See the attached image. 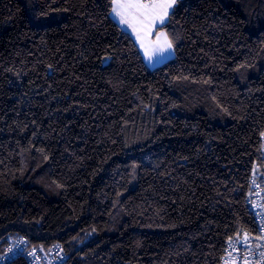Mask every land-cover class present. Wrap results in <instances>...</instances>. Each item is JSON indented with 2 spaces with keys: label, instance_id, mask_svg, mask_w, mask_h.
<instances>
[{
  "label": "trees",
  "instance_id": "trees-1",
  "mask_svg": "<svg viewBox=\"0 0 264 264\" xmlns=\"http://www.w3.org/2000/svg\"><path fill=\"white\" fill-rule=\"evenodd\" d=\"M173 12L152 69L111 0H0V239L65 264H222L256 234L264 0Z\"/></svg>",
  "mask_w": 264,
  "mask_h": 264
},
{
  "label": "built area",
  "instance_id": "built-area-1",
  "mask_svg": "<svg viewBox=\"0 0 264 264\" xmlns=\"http://www.w3.org/2000/svg\"><path fill=\"white\" fill-rule=\"evenodd\" d=\"M262 140V161L255 165L252 172L247 200L257 232L247 234V241L244 239L245 234L232 238L228 242L222 264H264V257L260 255L264 252V239H257L264 235V133ZM18 258L27 264H65L68 260L60 244L42 248L32 247L25 236L0 239V264H8Z\"/></svg>",
  "mask_w": 264,
  "mask_h": 264
},
{
  "label": "snow or ice",
  "instance_id": "snow-or-ice-1",
  "mask_svg": "<svg viewBox=\"0 0 264 264\" xmlns=\"http://www.w3.org/2000/svg\"><path fill=\"white\" fill-rule=\"evenodd\" d=\"M178 0H111V12L121 25L132 30L144 49L145 56L151 61L154 55H163L173 48V41L163 29L156 31L155 40L149 37L158 25H165ZM255 184V179L253 180ZM248 239L247 233L244 236ZM264 239V235L257 237ZM264 257V252L260 253Z\"/></svg>",
  "mask_w": 264,
  "mask_h": 264
},
{
  "label": "rangeland",
  "instance_id": "rangeland-1",
  "mask_svg": "<svg viewBox=\"0 0 264 264\" xmlns=\"http://www.w3.org/2000/svg\"><path fill=\"white\" fill-rule=\"evenodd\" d=\"M178 2H179V0H178ZM178 2H177V4H178ZM112 15H113L114 19L119 22L118 18L115 17L114 14H112ZM162 26L163 25H158L157 26V28L153 31V34L149 37L150 40H155L156 39L155 32L161 30L160 28ZM124 28L127 29V31L133 35L134 39L136 40V42L139 45V48H140L141 52L145 56L144 49L141 47L140 42L137 40L136 36L132 33V30L130 28H128L126 25H124ZM174 55H175V49H174V46H173V48L171 50L166 51L165 53H163V55H159V54L154 55L151 61L146 56H145V58H146V61H147L148 65H149V67L152 68V69H155L158 66H160L161 64H163L164 62H166L169 59L173 58Z\"/></svg>",
  "mask_w": 264,
  "mask_h": 264
},
{
  "label": "crops",
  "instance_id": "crops-1",
  "mask_svg": "<svg viewBox=\"0 0 264 264\" xmlns=\"http://www.w3.org/2000/svg\"><path fill=\"white\" fill-rule=\"evenodd\" d=\"M117 21V20H116ZM118 22V21H117ZM119 23V22H118ZM120 24V23H119ZM124 28V25H121ZM125 29V28H124ZM127 31V29H125Z\"/></svg>",
  "mask_w": 264,
  "mask_h": 264
},
{
  "label": "bare ground",
  "instance_id": "bare-ground-1",
  "mask_svg": "<svg viewBox=\"0 0 264 264\" xmlns=\"http://www.w3.org/2000/svg\"><path fill=\"white\" fill-rule=\"evenodd\" d=\"M26 237V236H25ZM43 248V247H42ZM227 248V247H226Z\"/></svg>",
  "mask_w": 264,
  "mask_h": 264
}]
</instances>
